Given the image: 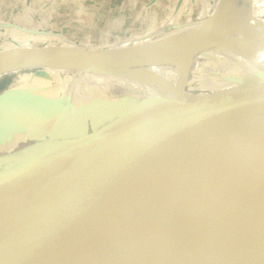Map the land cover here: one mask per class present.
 Wrapping results in <instances>:
<instances>
[{
    "label": "water",
    "instance_id": "95a60500",
    "mask_svg": "<svg viewBox=\"0 0 264 264\" xmlns=\"http://www.w3.org/2000/svg\"><path fill=\"white\" fill-rule=\"evenodd\" d=\"M34 50L88 59L105 49ZM191 61L185 76L193 74ZM244 84L226 92L185 89L198 99L195 105L177 93L165 101L167 109L158 106L141 121L77 139L73 155L0 195V264H70L195 206L216 211L242 233L237 248L264 240V190L232 169L244 150L251 157L264 146V81ZM16 96L1 94L0 105Z\"/></svg>",
    "mask_w": 264,
    "mask_h": 264
},
{
    "label": "crops",
    "instance_id": "0c3cea01",
    "mask_svg": "<svg viewBox=\"0 0 264 264\" xmlns=\"http://www.w3.org/2000/svg\"><path fill=\"white\" fill-rule=\"evenodd\" d=\"M218 2L219 0H0V48L104 50L110 49L109 47L151 43L181 27L210 18ZM230 5V22L246 30L258 50L264 54L263 39L258 35V28L264 26L260 25L262 22L258 18V14L264 11V3L261 0H230ZM222 38L223 35L213 41H220ZM229 40L231 45L232 41L238 45L243 53L236 49L235 52L229 50L228 43L223 45V55L217 54L219 50L216 48L204 50L213 42L211 41L202 52L191 58L193 74L185 76L184 73V88L201 93L202 86L194 85L193 80L199 83L205 80L207 84L203 88H215V91L240 86L237 80L230 78L232 73L248 77L253 84L264 79V64L260 62L256 52L246 50L236 38L230 37ZM211 46L214 45L209 47ZM249 54L261 64L260 67L254 68L253 61L250 64L246 60ZM189 63L190 61L187 68ZM200 65H204V68L200 69ZM147 72L149 71L139 69L140 77L134 76L137 79H132L139 88L142 84L145 86V94L140 89L139 97H159L171 93L170 70ZM99 74L91 77V80L101 77L99 80L102 81L107 76ZM1 77H4V73L0 74V79ZM126 80L127 78L123 82ZM112 82L113 79L111 86ZM24 83L20 81L9 88L8 91H17V96L9 103L0 105V148L4 150L14 148L20 141L36 142L43 135L52 136L47 143L55 144L59 139L82 136L87 127L95 132L101 125L115 121L112 116V119L106 118L109 120L104 121L105 119H101L103 115H93L90 118L88 114L89 117H84V120L73 122L70 117L78 110L63 96V92L61 96H53L50 95V90L54 93V88L29 89L26 88L29 84L24 86ZM127 85L125 83L123 86L126 88ZM130 86L132 85L129 84L127 90H130ZM90 96L86 98V102L91 109L95 99ZM107 105H102L97 110L121 109L120 104H113L112 107ZM78 108L83 110L81 105ZM114 111L111 113H119ZM112 124L113 122L106 128Z\"/></svg>",
    "mask_w": 264,
    "mask_h": 264
},
{
    "label": "bare ground",
    "instance_id": "6f19581e",
    "mask_svg": "<svg viewBox=\"0 0 264 264\" xmlns=\"http://www.w3.org/2000/svg\"><path fill=\"white\" fill-rule=\"evenodd\" d=\"M230 11V0H220L210 18L206 20L181 27L151 43L109 47L110 49H105L95 58L80 59L66 50L0 48V73L12 68L43 67L49 73L66 79L65 84H68L69 81L74 83L77 76L80 83L92 81L91 77L88 78L91 74L107 69L129 71L131 66H135L133 69L153 72L162 65H168L171 93L152 99H165L169 96L175 98V93H178L185 96L186 105L191 107L198 99L184 88L183 79L188 62L219 36L230 35L238 39L246 50L256 52L258 59L264 64V54L258 50L250 34L230 22ZM167 60L176 62L160 64ZM65 69L76 72L64 73ZM134 74L129 72L128 76ZM128 76L121 75L116 79L113 77L112 86L117 89L120 83L124 85L123 80ZM100 78L95 80L99 82ZM140 89L145 94L144 84ZM77 149L78 146L72 144L50 153L51 150L45 151L37 161L1 177L0 195L37 177L48 166L70 157ZM245 153L246 150L241 153L232 168L233 171L264 190V146L251 157H247ZM176 233L197 234L205 240L192 241L176 236ZM243 240L244 235L225 217L206 206H195L141 230L136 236L115 248L75 260L70 264H264V240L237 248ZM210 253L213 254L211 259L196 263L199 256Z\"/></svg>",
    "mask_w": 264,
    "mask_h": 264
},
{
    "label": "rangeland",
    "instance_id": "374dc122",
    "mask_svg": "<svg viewBox=\"0 0 264 264\" xmlns=\"http://www.w3.org/2000/svg\"><path fill=\"white\" fill-rule=\"evenodd\" d=\"M261 2L264 3V0H261ZM258 18L259 20L262 22L260 25H264V11L261 12V14H258ZM258 31L260 34H258L262 39H263V44H262V49L264 51V26L263 28H258ZM229 38L230 35H225V37L223 36L222 39L216 40L215 43H218L216 46H211V47H207L206 49L211 50V49H218L219 51L217 52V54L219 55H223L222 52H225L224 48L225 46L224 43H228L229 46V50H238L239 52L242 51V49L236 45L235 43H233L232 41V45L231 43H229ZM218 41V42H217ZM214 43V44H215ZM238 43V42H237ZM212 44V45H214ZM205 49V50H206ZM207 51V50H206ZM202 52V51H201ZM235 52V51H234ZM214 53V52H213ZM221 53V54H220ZM243 53V51H242ZM242 53H238L241 54ZM209 54V53H207ZM216 54V53H215ZM251 55H247L246 60L253 61L252 64L250 62V64H252V66H254V68H258L261 66V64L253 59L252 57H250ZM253 59V60H252ZM168 64H174L175 62H167ZM204 66V65H203ZM202 65H200V69L204 68ZM32 67V66H31ZM27 68V69H22V70H18L21 68H12V69H8L6 71V73H4V77L2 79H0V95L7 92L9 88L13 87L15 84H17L18 82H22L24 83L23 85L26 86L27 84L28 87L26 88H31V89H49V88H54L56 91L54 93H52V91L50 90V95L53 96H61L62 92L63 94L66 95H70V97H72V99L70 100L72 106H74V108H76L78 111L74 112V114L70 117V119L73 120V122H79L80 120H84V117H89L90 118L94 115V116H102L103 117L101 119H105L104 121H107L109 119L106 118H110L111 116L113 117V119H115V121L111 120L110 123H114L113 125H118V124H126L127 122L130 121H138L140 120V117H146L149 116L151 113H153V111H155L157 109V107L159 106L161 109H163L165 107V109H167L168 107V102L165 101H158V100H153L152 98H147L145 95L139 97L138 92L140 90V88L138 87L137 82L133 81L132 79H137L140 77V74H138L139 72V68L137 69H133V68H129V71H125V70H120V69H115V70H104L98 73H94L91 74L88 78L93 77L94 75H100L99 73H103L105 76V78L100 81V83H96L94 81H85L80 83V79L79 77H75L74 78V83L73 81H69L68 84H65L67 82L66 79H61L59 76H57L55 73H49L47 71V69L43 68V67H38V68ZM169 70V66L168 65H162V67H159L158 69H153V72H157L163 69ZM171 69V68H170ZM13 70V71H11ZM138 70V71H137ZM192 70V69H191ZM9 71V72H8ZM203 71V70H202ZM64 73H73L76 72V70L72 69H65L63 71ZM130 73H135V75H129ZM204 72V71H203ZM108 73V74H105ZM1 74V73H0ZM3 74V73H2ZM121 75H126L128 76L127 80L125 83H127L128 85H135L137 87H132L130 86L129 89L128 85L123 86L120 83V86L115 89L113 86L110 85L111 80L113 79V77L115 76H121ZM191 75V74H190ZM134 76H138L137 78H135ZM241 75L239 73L235 74L232 73V75L230 76L231 79L233 80H238L239 85H245L244 83H248L251 84L252 82H249V78L244 76L241 77ZM170 79V77H169ZM132 80V82H131ZM141 80V79H140ZM263 80L258 81L259 83H263ZM123 83V84H125ZM194 85L198 84L199 86H202L200 92L201 93H205V92H214L215 88H203L206 87L207 81L203 80V83H199L196 80H193ZM257 83V84H259ZM65 84V85H64ZM186 84V83H185ZM253 84V83H252ZM254 85V84H253ZM123 88H125V90H123ZM234 88V87H232ZM232 88H224L223 91H229L232 90ZM186 89V88H185ZM92 90V91H91ZM91 91V92H90ZM186 91V90H185ZM217 91H221V90H217ZM26 92V91H25ZM91 95V96H90ZM88 96L94 97L95 99V104H92L91 109L90 106L87 104L86 102V98H88ZM166 100H174L173 96H169L165 98ZM125 100V101H124ZM144 100V101H141ZM91 101V100H90ZM89 101V103H90ZM107 101V102H106ZM136 103V104H134ZM106 104H108L107 106H113L114 105H119L121 106V109H119L118 111H114L115 109H111V111H101V110H97L100 108V106H105ZM130 105V107H126V105ZM77 105V107H75ZM83 106V110H80L78 108V106ZM170 105V104H169ZM119 112L118 114H120L119 116H117V113H111L110 115H108V112ZM121 112V113H120ZM91 113V114H90ZM107 113V114H106ZM89 114V115H88ZM117 114V115H116ZM117 116V117H116ZM112 119V118H110ZM103 121V122H104ZM141 121V120H140ZM109 123V121L107 122ZM109 123V124H110ZM100 124V118H99V123ZM109 124H104L100 126L99 131L102 132L105 130V128L109 125ZM78 126V125H77ZM86 133L83 134L82 136L78 137V135H73L72 139H59L56 140L55 144H48V140L52 139V136L48 137L46 135L41 136V138L39 140H37L36 142H21L16 144L14 146V148H9L7 150H4V148H0V178L9 174L10 172L17 170L25 165H28L34 161H37L38 159H40L42 156V154L45 151H49V149L52 151H55L61 147L70 145L71 143H74L77 139L80 138H84V137H88L93 135V133L98 132V131H92L91 129L88 130V127L86 128ZM82 132V131H80ZM75 134V133H74ZM47 140V141H45ZM12 149V150H11ZM45 156V155H43ZM4 158H10V162L9 161H5Z\"/></svg>",
    "mask_w": 264,
    "mask_h": 264
},
{
    "label": "trees",
    "instance_id": "16d2710c",
    "mask_svg": "<svg viewBox=\"0 0 264 264\" xmlns=\"http://www.w3.org/2000/svg\"><path fill=\"white\" fill-rule=\"evenodd\" d=\"M215 43V42H214ZM214 46H215V44H214ZM202 51V50H201ZM200 52V51H199ZM147 98H154V97H152L151 95H148L147 96ZM107 114V113H106ZM111 114V112L110 113H108V115H110Z\"/></svg>",
    "mask_w": 264,
    "mask_h": 264
}]
</instances>
